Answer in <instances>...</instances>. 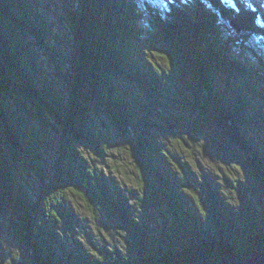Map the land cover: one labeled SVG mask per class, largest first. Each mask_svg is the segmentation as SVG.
<instances>
[{
	"label": "trees",
	"instance_id": "16d2710c",
	"mask_svg": "<svg viewBox=\"0 0 264 264\" xmlns=\"http://www.w3.org/2000/svg\"><path fill=\"white\" fill-rule=\"evenodd\" d=\"M141 2L151 0H59L52 21L41 0H0L4 264H221L264 252V57L227 26L264 38V0H157L146 24ZM60 25L74 41L58 70L65 97L37 60L39 50L63 56ZM95 114L125 144L137 189L122 190L78 148L106 154ZM209 126L240 150L251 181L230 182L234 205L160 139ZM72 198L94 221L119 223L131 247L83 244Z\"/></svg>",
	"mask_w": 264,
	"mask_h": 264
},
{
	"label": "rangeland",
	"instance_id": "374dc122",
	"mask_svg": "<svg viewBox=\"0 0 264 264\" xmlns=\"http://www.w3.org/2000/svg\"><path fill=\"white\" fill-rule=\"evenodd\" d=\"M156 2L157 0H151V3L147 5L141 2L142 21L144 24L148 21L147 14L152 11H150L148 6L151 9L156 8ZM41 9L47 18L50 16L51 20L54 21L57 17V11L60 10L59 0H41ZM227 26L233 30L231 37L238 43L241 49L246 52L248 48L264 57V38H256L254 36L244 37L233 29L232 24ZM60 27L63 31L58 32L61 36L59 44L56 45L58 48L56 46L54 47L58 51H61L63 56L56 55L49 57L46 53L39 50L37 60L45 75L51 79L61 96L65 97L62 91L65 93L66 89L61 81V76L58 74V70L60 69L66 72L63 59L65 55L72 54L74 41L63 26L60 25ZM27 106L32 109L29 104ZM174 110L177 109L174 108ZM94 119L99 130L106 136V154L101 158H97L91 152L83 150L81 147L78 148L83 151L91 165L96 167L97 170H101L105 178L113 180L122 190L137 189L135 164L125 144L118 139V136L113 130H109L104 126V122L100 116L95 114ZM173 127H168V129L173 130ZM53 132V140L56 142L53 150L56 151L57 147L60 146L62 137L60 129L58 132ZM173 132V135L163 132L160 133V139L166 142L172 156L181 163L186 171L190 170L196 173L198 170H203V175L214 183L224 202L228 205H234L237 202L236 194L231 192V188L229 187L230 182L237 180L242 184L247 183L246 181L251 183L245 177L244 170L241 166L243 156L235 144L230 142L227 136L220 130L210 126L204 130L203 135L195 134L196 130L193 128H186V131L179 130ZM50 158L52 156L47 157L44 163L45 171L50 168ZM173 168L176 172H179L176 167ZM177 177L182 179L181 176L177 175ZM179 188H181V185H179ZM72 205L78 217L76 234L82 243L90 249L94 250L96 247H100L101 244H105L109 248L117 246L123 250L131 247L130 243H133V239L119 223L110 220L101 223L96 222L90 217L81 203L74 198H72ZM138 216L140 217L141 215Z\"/></svg>",
	"mask_w": 264,
	"mask_h": 264
},
{
	"label": "water",
	"instance_id": "95a60500",
	"mask_svg": "<svg viewBox=\"0 0 264 264\" xmlns=\"http://www.w3.org/2000/svg\"><path fill=\"white\" fill-rule=\"evenodd\" d=\"M233 27L238 31V28L235 25ZM0 264H4L3 259H0ZM221 264H264V252L253 254L252 256L246 259H224L221 260Z\"/></svg>",
	"mask_w": 264,
	"mask_h": 264
}]
</instances>
